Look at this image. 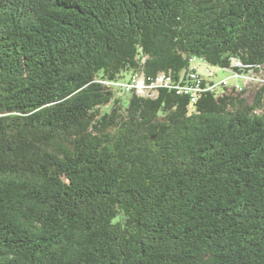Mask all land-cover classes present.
I'll use <instances>...</instances> for the list:
<instances>
[{"label":"trees","instance_id":"16d2710c","mask_svg":"<svg viewBox=\"0 0 264 264\" xmlns=\"http://www.w3.org/2000/svg\"><path fill=\"white\" fill-rule=\"evenodd\" d=\"M0 264H264V0H0Z\"/></svg>","mask_w":264,"mask_h":264},{"label":"built area","instance_id":"2783aa9c","mask_svg":"<svg viewBox=\"0 0 264 264\" xmlns=\"http://www.w3.org/2000/svg\"><path fill=\"white\" fill-rule=\"evenodd\" d=\"M204 64L206 66V68H218V67H212V66H209L208 64H206L205 62H194V66L195 68L198 69L197 73H193L191 76L192 77H197L198 74L200 75H203V76H206V78H209L210 80H215V77L217 74H215L214 72V75L211 74H202L199 72V68L198 66L200 64ZM219 69V68H218ZM211 73V72H210ZM215 76V77H214ZM248 75H240V74H237V73H232L229 77H226V78H223L222 80H219L218 83H216L215 85L211 86V87H214L218 84L222 85V84H229L230 83V79H233L234 82H232L234 84V86H236V88L238 89H242L243 87V84L241 82V78L243 77H247ZM117 85H120V87H122L123 89L129 91V90H132L134 89L135 91H137V93L139 94H148V95H155V90L159 87V86H163V85H170L171 84V78L170 77H167L163 74H160L156 80L154 82H152L151 84H148V82L145 80L144 77H142L141 75H133L131 77V80L127 83H123V84H120L119 83H116ZM201 88L200 87H196L195 89L194 88H191L189 86H179L177 87V90L178 92L180 93L181 91H185V92H191L193 90H200ZM193 100H195V98H193Z\"/></svg>","mask_w":264,"mask_h":264},{"label":"rangeland","instance_id":"374dc122","mask_svg":"<svg viewBox=\"0 0 264 264\" xmlns=\"http://www.w3.org/2000/svg\"><path fill=\"white\" fill-rule=\"evenodd\" d=\"M198 68H199V72L202 74H206V75L207 74L214 75V73L217 74L216 77L214 76L215 81H219V80H222L223 78L229 77L234 72L231 69H220V68L218 69V68H211V67L206 68V66L202 63L198 66ZM230 82H234V80L230 79ZM241 82L247 89L246 95L251 100L254 94V87L257 86L255 79L250 75V76L241 78Z\"/></svg>","mask_w":264,"mask_h":264}]
</instances>
